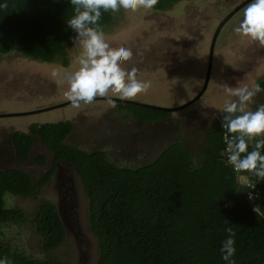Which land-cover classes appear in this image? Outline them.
Listing matches in <instances>:
<instances>
[{"label": "trees", "instance_id": "1", "mask_svg": "<svg viewBox=\"0 0 264 264\" xmlns=\"http://www.w3.org/2000/svg\"><path fill=\"white\" fill-rule=\"evenodd\" d=\"M179 1L158 0L153 10H168ZM0 3L7 4L0 8V55L20 53L46 65L62 59L69 65L65 46L74 35L66 24L72 15L69 0ZM114 22L115 13H102L99 21L103 28ZM260 85L264 89V80ZM114 102L123 104L115 105L117 110L143 124L159 125L170 116L168 110L142 105L149 104L143 100ZM222 115L208 131L200 165L178 140L149 163L119 166L104 150L92 152L67 143L74 131L70 119L14 131L11 142L20 163L30 159L36 138L54 155L51 169L37 183L23 169L0 170V257L12 264H64L54 255L67 237L56 203L42 199L34 213L6 204L8 194L24 200L42 197L63 162L74 168L89 198L91 230L100 249L96 264H224L219 248L226 225L236 233V264H264V180L237 173L225 163ZM36 162L44 166L48 158L39 155ZM243 177L256 187L251 201ZM14 230L21 236L17 244L7 238Z\"/></svg>", "mask_w": 264, "mask_h": 264}, {"label": "rangeland", "instance_id": "2", "mask_svg": "<svg viewBox=\"0 0 264 264\" xmlns=\"http://www.w3.org/2000/svg\"><path fill=\"white\" fill-rule=\"evenodd\" d=\"M242 1L181 0L165 11L125 13L121 10L115 13V22L103 28L108 42L112 47L131 49L134 55L126 62V67L135 66L138 69L137 78L150 82L146 92L132 99L170 108L186 103L188 96L194 94L192 88L202 80L200 75H203L208 63L217 26ZM240 18L241 11H238L221 31L214 51L213 82L209 84L206 100L203 99L202 103L173 110L166 122L159 125L143 124L132 114L117 110L123 105L121 102H115V108L102 98L80 107L70 104L30 116L15 117L7 126L0 127V157L3 156L0 158V169H23L37 183L51 169L54 153L36 138L30 159L20 163L10 140L12 133L25 130L32 123L72 121L74 117L75 132L67 143H78L81 148L92 152L104 150L109 160L119 166L138 167L149 163L165 147L178 140L184 142L195 164L200 165L208 142V131L212 128L207 122L205 110H210V121H217L224 101L234 99L224 91L225 86L247 84L251 87L264 80V48L231 31ZM65 48L69 65H64L62 59L46 65L28 60L20 53L0 55V105L3 109H10V102L21 99L35 107L37 104L46 105L52 99L70 103L64 93L68 88V75L78 66L76 58L80 49L73 45L71 38ZM191 74L192 77H189ZM183 76L185 88L178 92L177 85ZM155 100H163L161 104L165 105L155 104ZM254 101L251 110L264 104V90L254 97ZM17 108L21 109V102ZM23 108L21 110H26L25 105ZM197 109L201 110L194 112ZM39 155L48 158L46 165L36 162ZM59 168L46 187L47 193L46 190L41 193L42 197L24 200L8 194L6 204L34 213L42 199L52 200L67 228L66 241L54 251L55 257L64 264H96L100 249L98 238L91 230L89 198L74 168L63 162L59 163ZM69 174L72 175L71 182L63 183L60 176L68 177ZM240 180L242 183L248 181L246 177ZM72 184L73 189H69L68 193L66 186ZM11 232V235L7 233V238L16 244L21 242L20 232H17L19 235L13 233L15 230Z\"/></svg>", "mask_w": 264, "mask_h": 264}, {"label": "clouds", "instance_id": "3", "mask_svg": "<svg viewBox=\"0 0 264 264\" xmlns=\"http://www.w3.org/2000/svg\"><path fill=\"white\" fill-rule=\"evenodd\" d=\"M157 2L158 0H69L72 15L66 19V24L75 33L71 39L73 45L80 51L76 58L78 66L67 77L68 88L64 96L70 103L66 105L80 107L81 104H92L99 97L115 106L112 97L132 99L149 89V81L137 78L138 69L135 66L126 67V62L134 55L133 51L128 47H112L99 21L102 13H117L121 10L125 13L138 10L150 12ZM6 7V3H0V8ZM240 11L241 18L238 23L233 24L231 31L264 48V0H248L247 4L239 9ZM262 90L264 89L259 83L251 87L247 84L235 87L225 86L224 91L234 99H226L219 108L220 113L223 114L221 128L224 130L223 140L226 144L225 163L231 165L233 171L246 172L256 177L257 181L264 180V104H259L255 110H251L250 106L255 103L254 97ZM14 102L17 103V101ZM63 103L66 101L61 102L60 105ZM49 106L51 105L44 106L45 109L40 111L56 108L54 106L47 108ZM25 108L26 110H21L25 112L20 114L11 108L1 110L0 120L6 118L9 121L16 116L38 112L35 108L33 109V106H25ZM21 109H24L23 105ZM75 120L74 117L73 125L76 124ZM30 125L25 131H29ZM71 136L72 134L69 137ZM250 146L251 150H249ZM242 184L246 187L247 199L253 200L251 189H256L255 185L253 183L250 185L249 180ZM223 231L226 236L219 248L220 258L224 264H236V233L231 226L227 225ZM0 264H12V261L7 257H0Z\"/></svg>", "mask_w": 264, "mask_h": 264}, {"label": "flooded vegetation", "instance_id": "4", "mask_svg": "<svg viewBox=\"0 0 264 264\" xmlns=\"http://www.w3.org/2000/svg\"><path fill=\"white\" fill-rule=\"evenodd\" d=\"M237 5H239V3L237 4ZM217 46V45H216ZM213 59H214V54H213V57H212V64H211V68H210V72H208V65H209V62H210V53H208V63H207V65H206V68H205V71L203 72V75H200L201 77H202V80H199V82L196 84V86H194L192 89L194 90L193 92H194V94L193 95H189L188 97L189 98H187L185 101H187L186 103H184V104H182V105H185V104H188L187 106H184L183 108H181V109H187V108H190V106H195V104L196 103H202L203 102V99H205L206 100V95H207V92H208V88H209V84L211 83V82H213V74H214V72H213V70H215L214 69V61H213ZM193 74H195L196 75V73H193ZM193 74H191L189 77H192V75ZM182 77V76H181ZM188 77V78H189ZM185 77L183 76V79L181 80V82L177 85V91L179 92V91H181L182 90V87L183 88H185ZM192 86V85H191ZM190 86V87H191ZM22 98V97H21ZM11 99H14V97L13 98H9V99H6V102H9ZM116 99H118V100H120V101H131V102H136L137 101V99H120V98H113V100H116ZM194 99H196L195 101H192V100H194ZM14 101H16V100H14ZM156 101V100H155ZM162 101L163 100H161V101H156L155 102V104H161L162 103ZM19 102H21V105H25V106H28V107H31V106H33L32 104H30V102H28V101H24V100H22L21 99V101H19ZM19 102L17 101V103L16 102H10V104H11V109H13V110H15L17 113H22V112H25V111H21V109L20 108H17V107H15V106H17V105H19ZM139 102V101H138ZM47 106L48 105H51V106H49V107H47V108H50V107H52V106H54V107H56V108H53V109H49V110H46V111H50V110H54V109H57V108H61V107H65V106H58V105H60V103H56L55 102V100H51V102L50 103H48V104H46ZM46 105H40V104H37V106L35 107V106H33V109L35 108L36 109V111H38V112H36L35 114H38V113H41V111L40 110H42V109H45V107L44 106H46ZM161 105H165V104H161ZM66 106H68V105H66ZM166 106V105H165ZM181 106V105H180ZM180 106H176V107H180ZM203 106V105H202ZM199 107H201V106H199ZM198 107V108H199ZM175 108V107H174ZM1 110H3L4 111V109H3V106L2 105H0V111ZM201 109H197V110H195L194 112H197V111H200ZM35 111V110H34ZM168 111H170V112H173V110H168ZM206 111V113L205 114H207V117L206 118H208V120H207V122H209V125H212V126H214L215 124H216V121L215 122H213V121H210L209 120V118L210 119H212V117H211V113H210V110H205ZM42 112H45V111H42ZM175 112V111H174ZM30 115H33V114H30ZM30 115H28V116H30ZM16 117H20V116H16ZM197 119L199 118V116H197L196 117ZM13 120V119H12ZM12 120H9V121H7V119L6 118H4V119H2L1 118V120H0V127H2V126H6L7 125V123H9V122H12ZM218 120V119H217ZM8 125H10V124H8ZM12 125H10V127H11ZM165 129H168V128H165ZM210 130V129H209ZM70 138V137H69ZM68 138V139H69ZM67 139V140H68ZM60 169V168H59ZM54 176V175H53ZM71 179H72V175L71 174H69L68 175V177H67V175H64V176H60V180H62L63 181V183H64V181H66V182H71ZM51 182V181H50ZM50 184V183H49ZM48 186V185H47ZM46 186V187H47ZM64 186V185H63ZM46 187H44V189L43 190H46ZM67 188V192L69 193V189H73V184L72 185H68V186H66ZM47 191L48 190H46L45 192L47 193Z\"/></svg>", "mask_w": 264, "mask_h": 264}, {"label": "water", "instance_id": "5", "mask_svg": "<svg viewBox=\"0 0 264 264\" xmlns=\"http://www.w3.org/2000/svg\"><path fill=\"white\" fill-rule=\"evenodd\" d=\"M248 2V0H246L245 2H243L242 4H240L239 6L235 7L234 10H232L220 23L219 25L217 26L214 34H213V37H212V41H211V45H210V50H209V53H210V62H209V65H208V72H210V68H211V62H212V57H213V54H214V51H215V47H216V43H217V40H218V36L223 28V26L226 24V22L229 21V19L236 13L239 11V9H241L244 5H246ZM99 98V97H98ZM100 99V98H99ZM113 99V98H112ZM196 99L192 100V101H195ZM69 102H66V103H63L61 105H66L68 104ZM136 103L138 104H142L138 101H136ZM60 105V106H61ZM142 105H145V106H148V107H151V108H155V109H162V110H176V109H181L183 108L184 106H187L188 104H185V105H181L180 107H175V108H170V107H165V106H159V105H153V104H145L143 103ZM3 115V114H1Z\"/></svg>", "mask_w": 264, "mask_h": 264}, {"label": "built area", "instance_id": "6", "mask_svg": "<svg viewBox=\"0 0 264 264\" xmlns=\"http://www.w3.org/2000/svg\"><path fill=\"white\" fill-rule=\"evenodd\" d=\"M225 156H226V159H227V153L225 152ZM253 194V193H252ZM253 197H254V194H253Z\"/></svg>", "mask_w": 264, "mask_h": 264}]
</instances>
